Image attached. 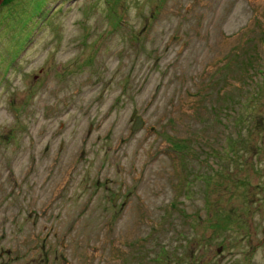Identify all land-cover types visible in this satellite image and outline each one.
I'll return each mask as SVG.
<instances>
[{
	"label": "rangeland",
	"instance_id": "rangeland-1",
	"mask_svg": "<svg viewBox=\"0 0 264 264\" xmlns=\"http://www.w3.org/2000/svg\"><path fill=\"white\" fill-rule=\"evenodd\" d=\"M0 264H264V0H0Z\"/></svg>",
	"mask_w": 264,
	"mask_h": 264
},
{
	"label": "water",
	"instance_id": "water-1",
	"mask_svg": "<svg viewBox=\"0 0 264 264\" xmlns=\"http://www.w3.org/2000/svg\"><path fill=\"white\" fill-rule=\"evenodd\" d=\"M133 112H134V110L132 111V113ZM138 125H140V119H139L138 115H135L133 117V120H132V123H131V126H130V130L131 131L135 130ZM117 193H119V191Z\"/></svg>",
	"mask_w": 264,
	"mask_h": 264
}]
</instances>
